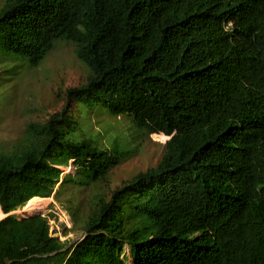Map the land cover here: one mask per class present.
<instances>
[{
	"label": "trees",
	"instance_id": "obj_1",
	"mask_svg": "<svg viewBox=\"0 0 264 264\" xmlns=\"http://www.w3.org/2000/svg\"><path fill=\"white\" fill-rule=\"evenodd\" d=\"M60 42L88 75L0 146V264H264V0L0 1V67L36 68ZM95 113L169 139L71 212L62 234L80 236L62 241L54 214L12 213L131 158L127 137L93 133Z\"/></svg>",
	"mask_w": 264,
	"mask_h": 264
},
{
	"label": "rangeland",
	"instance_id": "obj_2",
	"mask_svg": "<svg viewBox=\"0 0 264 264\" xmlns=\"http://www.w3.org/2000/svg\"><path fill=\"white\" fill-rule=\"evenodd\" d=\"M2 1V0H0ZM13 71L0 67V146H8L21 138L25 127L32 122H44L58 112L64 102L65 91L84 84L88 70L77 61L71 44L60 42L45 58L41 65L29 68L20 60L14 61ZM93 133L98 132L107 140L109 137H127L133 149L131 158L108 175L104 182L90 188L66 187L59 194L58 201L53 197L39 200L37 208L27 212L19 208L13 212L17 217L54 214L49 220L53 237L69 242L79 238V233L62 234V228L72 227L71 212L78 217L87 215L89 207L98 195L106 196L122 182L138 173L154 167L163 153V145L168 138L164 135L137 137L139 131L123 120L107 115L92 114ZM97 121L100 122L97 124ZM98 130V131H97ZM107 134V135H106ZM131 137L136 139H132ZM64 173L72 172L70 167L62 168ZM25 212V213H23ZM0 217V220L3 219ZM71 218V219H70ZM77 218V217H76ZM55 230L56 233H53Z\"/></svg>",
	"mask_w": 264,
	"mask_h": 264
},
{
	"label": "bare ground",
	"instance_id": "obj_3",
	"mask_svg": "<svg viewBox=\"0 0 264 264\" xmlns=\"http://www.w3.org/2000/svg\"><path fill=\"white\" fill-rule=\"evenodd\" d=\"M38 202H39L38 199L28 201L26 205L23 207L24 211L30 212V211L35 210L37 208ZM0 217H3L1 213H0Z\"/></svg>",
	"mask_w": 264,
	"mask_h": 264
},
{
	"label": "water",
	"instance_id": "obj_4",
	"mask_svg": "<svg viewBox=\"0 0 264 264\" xmlns=\"http://www.w3.org/2000/svg\"><path fill=\"white\" fill-rule=\"evenodd\" d=\"M34 216H39V214H37V215H26V217H34ZM23 218H25V217H23Z\"/></svg>",
	"mask_w": 264,
	"mask_h": 264
},
{
	"label": "clouds",
	"instance_id": "obj_5",
	"mask_svg": "<svg viewBox=\"0 0 264 264\" xmlns=\"http://www.w3.org/2000/svg\"><path fill=\"white\" fill-rule=\"evenodd\" d=\"M165 138H166V137H165ZM167 138H168V137H167ZM168 139H169V138H168ZM168 139H167V140H168Z\"/></svg>",
	"mask_w": 264,
	"mask_h": 264
},
{
	"label": "crops",
	"instance_id": "obj_6",
	"mask_svg": "<svg viewBox=\"0 0 264 264\" xmlns=\"http://www.w3.org/2000/svg\"><path fill=\"white\" fill-rule=\"evenodd\" d=\"M5 217V216H4Z\"/></svg>",
	"mask_w": 264,
	"mask_h": 264
}]
</instances>
